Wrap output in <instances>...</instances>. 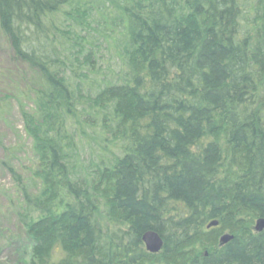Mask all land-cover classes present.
<instances>
[{
	"label": "trees",
	"instance_id": "16d2710c",
	"mask_svg": "<svg viewBox=\"0 0 264 264\" xmlns=\"http://www.w3.org/2000/svg\"><path fill=\"white\" fill-rule=\"evenodd\" d=\"M0 37L35 77L24 264H264V0H0Z\"/></svg>",
	"mask_w": 264,
	"mask_h": 264
},
{
	"label": "rangeland",
	"instance_id": "374dc122",
	"mask_svg": "<svg viewBox=\"0 0 264 264\" xmlns=\"http://www.w3.org/2000/svg\"><path fill=\"white\" fill-rule=\"evenodd\" d=\"M34 78L13 59L0 37V264H24L29 252L19 221L23 205L20 189L34 183L31 172L35 158L21 110L32 106Z\"/></svg>",
	"mask_w": 264,
	"mask_h": 264
},
{
	"label": "water",
	"instance_id": "95a60500",
	"mask_svg": "<svg viewBox=\"0 0 264 264\" xmlns=\"http://www.w3.org/2000/svg\"><path fill=\"white\" fill-rule=\"evenodd\" d=\"M218 222L216 220L211 221L208 225L207 228L216 226ZM264 229V218H259L255 221L254 224V230L257 232H260ZM232 235L230 234H223L219 238V245L227 243L229 240L232 239ZM142 242L145 245V248L147 251L151 253H156L158 252L163 244L162 238L159 236V234L155 231H146L142 237Z\"/></svg>",
	"mask_w": 264,
	"mask_h": 264
},
{
	"label": "bare ground",
	"instance_id": "6f19581e",
	"mask_svg": "<svg viewBox=\"0 0 264 264\" xmlns=\"http://www.w3.org/2000/svg\"><path fill=\"white\" fill-rule=\"evenodd\" d=\"M233 236V235H232ZM233 238V237H232Z\"/></svg>",
	"mask_w": 264,
	"mask_h": 264
}]
</instances>
